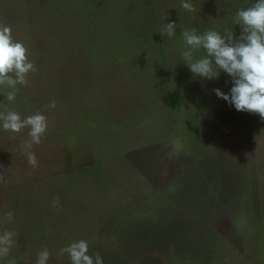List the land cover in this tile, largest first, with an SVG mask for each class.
Masks as SVG:
<instances>
[{
  "label": "rangeland",
  "instance_id": "rangeland-1",
  "mask_svg": "<svg viewBox=\"0 0 264 264\" xmlns=\"http://www.w3.org/2000/svg\"><path fill=\"white\" fill-rule=\"evenodd\" d=\"M189 2L0 0L36 69L12 102L0 86V112L48 120L35 168L28 129L0 126V234L15 233L0 264L45 248L71 264L59 253L79 240L104 264H264V120L216 96L226 73L197 77L181 55L184 28L239 37L236 12L256 0Z\"/></svg>",
  "mask_w": 264,
  "mask_h": 264
},
{
  "label": "clouds",
  "instance_id": "clouds-1",
  "mask_svg": "<svg viewBox=\"0 0 264 264\" xmlns=\"http://www.w3.org/2000/svg\"><path fill=\"white\" fill-rule=\"evenodd\" d=\"M181 7L188 12H194V5L189 0H181ZM236 24L241 25V34L236 37L234 32L222 35L216 30H207L198 34L195 28H184L182 37L188 46L181 53L191 72L197 77L207 80L219 79L221 71L231 78L232 87L229 93L219 88L214 89L217 97L228 102L239 112L258 114L264 120V0H256L247 9L240 8L235 15ZM177 24H164L161 35L172 38L176 34ZM207 53L202 58H195L199 49ZM36 71L34 63L29 59L28 48L12 34L10 26L0 23V86L10 89L6 99L12 102L19 91L17 85L27 86V76ZM50 108L56 107L53 100ZM0 126L6 132L21 133L28 129L30 139L23 141L22 147L28 163L38 166L34 152L29 151L33 145L41 143L42 136L48 129L47 117L40 112L23 117L14 109L0 112ZM7 170L0 165V181L4 179ZM54 207H59V200L53 201ZM11 211L5 214V219L11 220ZM15 233L4 231L0 234V260L10 254ZM60 255L67 254L71 264H104L99 253L89 254V244L85 240L74 241L60 250ZM50 252L47 248L38 253L36 264H48ZM7 264H16L14 259Z\"/></svg>",
  "mask_w": 264,
  "mask_h": 264
}]
</instances>
